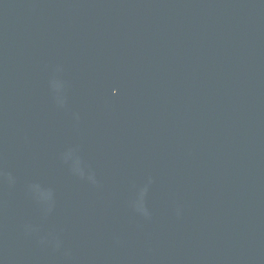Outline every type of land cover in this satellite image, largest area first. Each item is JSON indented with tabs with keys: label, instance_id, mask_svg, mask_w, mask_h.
<instances>
[{
	"label": "water",
	"instance_id": "1",
	"mask_svg": "<svg viewBox=\"0 0 264 264\" xmlns=\"http://www.w3.org/2000/svg\"><path fill=\"white\" fill-rule=\"evenodd\" d=\"M0 264H264V0H0Z\"/></svg>",
	"mask_w": 264,
	"mask_h": 264
}]
</instances>
